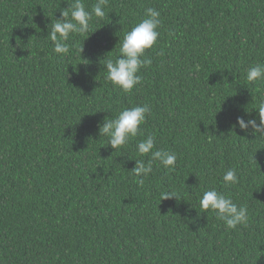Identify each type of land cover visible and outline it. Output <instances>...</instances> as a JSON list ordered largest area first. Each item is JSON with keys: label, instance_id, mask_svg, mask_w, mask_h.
<instances>
[{"label": "trees", "instance_id": "16d2710c", "mask_svg": "<svg viewBox=\"0 0 264 264\" xmlns=\"http://www.w3.org/2000/svg\"><path fill=\"white\" fill-rule=\"evenodd\" d=\"M65 2L0 0V264H264V138L236 124L264 101L246 81L264 63V0H109L61 59L44 38ZM148 7L160 35L126 94L104 62ZM143 104L144 136L115 151L99 126ZM149 134L177 161L141 185L130 159ZM212 187L248 208L246 225L200 209Z\"/></svg>", "mask_w": 264, "mask_h": 264}, {"label": "clouds", "instance_id": "9594fccd", "mask_svg": "<svg viewBox=\"0 0 264 264\" xmlns=\"http://www.w3.org/2000/svg\"><path fill=\"white\" fill-rule=\"evenodd\" d=\"M65 3L67 7L61 9L59 19H52L51 29L44 38L51 41L53 51L61 59L70 54L69 40L72 36L86 35L91 30L94 17L100 20L105 17L109 0H96L90 10L85 0H66ZM160 17L161 13L157 9L146 8L144 17L124 34L122 41H119V55L114 59L105 60L106 79L114 88L127 94L141 83V69L152 63L145 53L158 41L160 35L158 29L162 24ZM195 70L199 71L200 66L196 65ZM246 81L264 83V63L250 66L246 70ZM255 110L258 112V117L247 120L242 116L237 117L236 124L242 131L247 133L251 130L256 137L264 138V101H261ZM150 112L148 104L125 107L115 117L104 118L99 126V135L106 137L107 145L115 151L122 150L138 136H144L142 125L145 124ZM136 154L140 158L130 159L135 161L131 173L139 178L137 182L141 185L144 183V178L153 172L155 162L170 171L176 167V153L157 148L156 137L151 134L137 142ZM145 156L148 157L147 161L143 159ZM222 180L226 187L236 185L239 182L236 170L234 168L225 170ZM172 197L179 199L171 192L162 194V200ZM199 207L203 212L214 213L224 222L227 229H236L248 223V208L245 205H238L227 192L218 191L215 187L202 192L199 196Z\"/></svg>", "mask_w": 264, "mask_h": 264}]
</instances>
